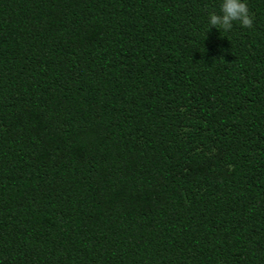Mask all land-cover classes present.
Instances as JSON below:
<instances>
[{
	"label": "trees",
	"instance_id": "16d2710c",
	"mask_svg": "<svg viewBox=\"0 0 264 264\" xmlns=\"http://www.w3.org/2000/svg\"><path fill=\"white\" fill-rule=\"evenodd\" d=\"M246 4L206 32L220 0H0V264H264Z\"/></svg>",
	"mask_w": 264,
	"mask_h": 264
},
{
	"label": "clouds",
	"instance_id": "9594fccd",
	"mask_svg": "<svg viewBox=\"0 0 264 264\" xmlns=\"http://www.w3.org/2000/svg\"><path fill=\"white\" fill-rule=\"evenodd\" d=\"M234 22H238L241 28L252 27L253 19L246 0H220L219 13L208 14L206 32L212 28L228 32L232 29Z\"/></svg>",
	"mask_w": 264,
	"mask_h": 264
}]
</instances>
